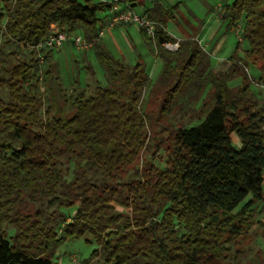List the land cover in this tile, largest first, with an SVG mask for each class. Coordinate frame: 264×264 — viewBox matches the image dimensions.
<instances>
[{
	"label": "trees",
	"instance_id": "1",
	"mask_svg": "<svg viewBox=\"0 0 264 264\" xmlns=\"http://www.w3.org/2000/svg\"><path fill=\"white\" fill-rule=\"evenodd\" d=\"M217 1L225 31L237 36L220 68L178 14L179 3L122 0L120 10L141 7L139 15L155 24L154 39L139 27L162 61L152 80L144 62L128 65L98 39L113 1L0 0L6 43L34 51L51 26L80 33L105 81L70 95L60 83L48 85L44 103L38 89L59 80L54 65L42 71L33 58L3 67L0 264H53L62 241L84 235L97 247L82 264H215L228 257L252 225L253 206L264 201V102L244 70L258 62L264 70V0ZM180 23L190 34L169 51L163 44L177 40L168 26ZM50 58L48 52L44 61ZM263 70L257 81L264 83ZM145 90L162 95L156 112L143 109ZM173 110L180 122L191 115L163 126ZM151 145V156L163 151V167L142 159L140 175L125 180Z\"/></svg>",
	"mask_w": 264,
	"mask_h": 264
},
{
	"label": "rangeland",
	"instance_id": "2",
	"mask_svg": "<svg viewBox=\"0 0 264 264\" xmlns=\"http://www.w3.org/2000/svg\"><path fill=\"white\" fill-rule=\"evenodd\" d=\"M95 2L100 0H94ZM104 2H111L114 0H102ZM146 5L150 7L151 1L153 0H144ZM170 6L179 3L178 14H181L183 17L184 23L188 22L191 29L198 32L197 39L199 45L206 52H209L211 59L215 62V68H220L225 66L227 58L233 54L236 44L237 36L235 33L226 32L223 23L220 20L221 16V7L217 0H164ZM118 6H122V3ZM137 14H140L141 7L132 8ZM109 11L99 14L100 17L107 16ZM109 23V22H108ZM122 23L115 24L118 26ZM129 25V36L130 44L136 49V53L128 55V52L123 51L124 57L117 58L128 65L134 64L136 61L140 60L137 57H141V61L145 63L148 76L154 80L158 71L161 68V64L157 63L155 66V55L152 51L151 43H147L142 36L139 34V27L135 24H124ZM171 25V24H170ZM168 26L169 34H171L177 42H179L182 37L190 34L189 28L180 23L178 28H173ZM109 27V24L103 29V34L98 35V39L102 40L103 43L108 45L111 43V38L109 37V30H114L113 27ZM108 28V29H107ZM56 30L62 33L59 28L54 27L51 30ZM52 30V31H53ZM77 36H82L80 33ZM70 37V36H68ZM5 37L0 30V80L6 78V74L3 72V67L10 64H16L21 61L30 63L34 58L38 60V63L41 66V70L44 71L47 69L48 64L54 65V70H57V75L59 77L58 81L53 79L52 85L49 82H44L40 84L38 93L42 95V100L48 97L47 87L51 86L53 89H56V84L60 83L62 90L67 94H75L76 92L85 89L87 92L93 90L97 85H104L105 81L103 78V72L96 62L93 52L90 50L86 51H77L69 42H66L60 48L48 50L46 47L35 48L32 51L31 48H25L23 45L6 43ZM121 42V41H120ZM143 42V43H142ZM146 42V45L144 44ZM106 45V47H107ZM114 45L118 46L119 43L116 42ZM220 45V50L215 55V49ZM142 46H145L146 55L140 56L141 53H138ZM241 49L245 48V44L240 45ZM125 45L123 49H125ZM109 50V48L107 47ZM59 51V53H57ZM110 51V50H109ZM150 51V52H149ZM214 51V52H212ZM50 52L51 58L48 61H44V56L46 53ZM145 52V53H146ZM111 53V52H110ZM241 55V50H239ZM119 57V56H118ZM5 63H4V62ZM262 63L258 62L256 65L248 63L245 66V73L248 77L249 82L252 84V90H254L255 95L258 97L260 102H264V83L258 82L257 79L262 73L261 70ZM264 71V70H263ZM54 72V71H53ZM56 76V75H54ZM76 79L77 81L75 82ZM238 81H233L230 83V86L238 84ZM49 85V86H48ZM151 89V88H150ZM6 89L0 84V96H4ZM60 96V95H58ZM142 107L145 111H154L156 112L160 106L162 95L153 93L149 90H145L142 95ZM201 100V99H200ZM204 102H207V106L204 108L206 111L211 106L210 98L205 94L203 95ZM45 103V102H44ZM61 103V101H60ZM65 111L68 110V107H64ZM175 114V115H174ZM173 116H166L164 120H161L163 126L175 127L179 123L187 121L188 117L191 115H185L182 121H178L179 116L175 113V110L172 111ZM197 122L190 123L191 125L196 124ZM156 138L159 139L157 136ZM166 139L165 136H163ZM233 140L236 141V137L233 136ZM153 146L145 157L142 156L141 160L138 161L137 168L138 172L134 173L133 171L129 172L124 179L129 180L135 178L136 175H140L144 167L142 164V159L146 162H152L158 167H163L164 162V153L163 151H158L155 155L151 156L150 154L153 151ZM73 164H69L68 171L64 177L65 181H70L73 177ZM264 191V183H263ZM264 198V193H263ZM64 212L69 210L63 209ZM12 232V229L9 230ZM245 236H240L234 239L233 244L230 245L229 255L226 259L218 261L215 264H264V201H261L253 206L252 213V225L248 229ZM97 245L94 241L91 240L89 235H84L78 238H67L62 241L57 248L55 249L54 255L51 260L53 264H82V262L88 259L96 249ZM213 264V263H211Z\"/></svg>",
	"mask_w": 264,
	"mask_h": 264
},
{
	"label": "built area",
	"instance_id": "3",
	"mask_svg": "<svg viewBox=\"0 0 264 264\" xmlns=\"http://www.w3.org/2000/svg\"><path fill=\"white\" fill-rule=\"evenodd\" d=\"M102 1V0H100ZM122 3V0H114L110 9L112 16L109 20V27L114 26L115 24H135L138 27L145 29L147 35L154 39V28L155 24L147 20L144 16L137 14L131 8L126 7L123 10H120L119 4ZM54 28V27H52ZM53 30V29H52ZM50 32L49 36L41 43H39L36 48L46 47L48 50L60 48L66 42H69L77 51H86L92 47V44L87 42L82 36H66L64 33H60L56 30ZM103 34V30L99 32V36ZM178 41V40H177ZM174 43H164L163 46L169 51H174L178 48V42Z\"/></svg>",
	"mask_w": 264,
	"mask_h": 264
},
{
	"label": "crops",
	"instance_id": "4",
	"mask_svg": "<svg viewBox=\"0 0 264 264\" xmlns=\"http://www.w3.org/2000/svg\"><path fill=\"white\" fill-rule=\"evenodd\" d=\"M143 2H144V6L146 7L147 5H146V3H145L144 0H143ZM113 29L114 30H109L110 31L109 32V34H110L109 37L111 38V41L112 42L109 43L108 45L106 44L107 47L109 48V50H110L109 52H111L112 56H114V58L117 59V58H121V57H124L125 56L124 53H123V51L128 52V55H131L132 53H136L134 51L136 49V47L134 48L130 44V40H129L130 39L129 30L131 28H129V25L120 24L118 26H114ZM138 32H139V30H138ZM116 42L119 43L120 45H118V46L114 45V43L116 44ZM144 44L146 45V42H144ZM124 45L126 47L125 49H123ZM218 50H220V45H218V47H216V49L214 50L216 52L215 55H217V53L219 52ZM137 51H138V53H141L140 56L146 55L148 53V52H146L145 46H142ZM214 51H212V52H214ZM57 53H59V51ZM137 58L138 59L140 58V60H141V57H137ZM154 60L156 62L155 63V66L157 65V63H159V64L162 63V61L159 58H157L156 56H155V59ZM146 70H147V68H146ZM263 183H264V174H263Z\"/></svg>",
	"mask_w": 264,
	"mask_h": 264
}]
</instances>
